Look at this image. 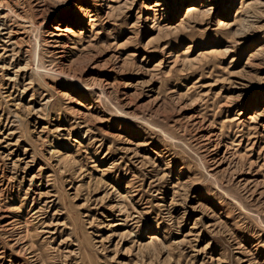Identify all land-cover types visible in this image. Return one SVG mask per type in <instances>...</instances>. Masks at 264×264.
I'll return each mask as SVG.
<instances>
[{"label":"rangeland","instance_id":"rangeland-1","mask_svg":"<svg viewBox=\"0 0 264 264\" xmlns=\"http://www.w3.org/2000/svg\"><path fill=\"white\" fill-rule=\"evenodd\" d=\"M207 3L0 0V264H264V0Z\"/></svg>","mask_w":264,"mask_h":264},{"label":"bare ground","instance_id":"bare-ground-1","mask_svg":"<svg viewBox=\"0 0 264 264\" xmlns=\"http://www.w3.org/2000/svg\"><path fill=\"white\" fill-rule=\"evenodd\" d=\"M192 1H196L197 5H195V4L187 5L186 6L187 15L196 16L198 14H205L207 12V10H208V3H207L208 0H192ZM211 1H213V0H211ZM153 238L154 237H151V239H153Z\"/></svg>","mask_w":264,"mask_h":264}]
</instances>
